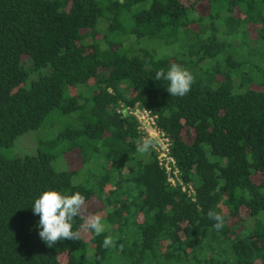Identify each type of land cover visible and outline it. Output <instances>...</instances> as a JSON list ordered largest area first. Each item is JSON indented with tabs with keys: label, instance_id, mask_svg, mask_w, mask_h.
I'll return each instance as SVG.
<instances>
[{
	"label": "trees",
	"instance_id": "obj_1",
	"mask_svg": "<svg viewBox=\"0 0 264 264\" xmlns=\"http://www.w3.org/2000/svg\"><path fill=\"white\" fill-rule=\"evenodd\" d=\"M193 1L0 0V149L59 122L20 143L32 155L0 156V264H264V0ZM172 63L195 76L184 97L155 80ZM137 103L192 194L136 153L137 121L119 110ZM47 190L82 193L108 231L48 247L31 208Z\"/></svg>",
	"mask_w": 264,
	"mask_h": 264
},
{
	"label": "clouds",
	"instance_id": "obj_2",
	"mask_svg": "<svg viewBox=\"0 0 264 264\" xmlns=\"http://www.w3.org/2000/svg\"><path fill=\"white\" fill-rule=\"evenodd\" d=\"M155 80L168 82L167 92L172 97H184L192 89L195 83L194 74L187 68L177 63H172L168 69H160L155 73ZM155 147L151 137L144 138L135 146V151L143 156ZM33 214L40 217L36 227L40 229L38 235L48 247L54 246L58 241L81 240L84 233H94L100 236L108 231L107 222L99 212H90L86 203V197L76 191L66 194L58 190H47L35 199L31 207ZM208 218L216 223L214 227L220 230L224 227V216L216 211L209 210ZM82 223L78 226L76 220ZM115 241L111 235L104 238L103 247H115ZM94 258V253L89 250L86 253V260Z\"/></svg>",
	"mask_w": 264,
	"mask_h": 264
},
{
	"label": "built area",
	"instance_id": "obj_3",
	"mask_svg": "<svg viewBox=\"0 0 264 264\" xmlns=\"http://www.w3.org/2000/svg\"><path fill=\"white\" fill-rule=\"evenodd\" d=\"M119 113H123L134 118L138 124V131L142 139L151 137L155 142L152 149L155 153L158 166L165 171L167 183L170 188L182 186L183 191H189L192 194L194 189L192 186H185L181 178V171L178 162L172 154V142L158 124V117L150 110L142 107L137 103L134 107L121 104Z\"/></svg>",
	"mask_w": 264,
	"mask_h": 264
},
{
	"label": "rangeland",
	"instance_id": "obj_4",
	"mask_svg": "<svg viewBox=\"0 0 264 264\" xmlns=\"http://www.w3.org/2000/svg\"><path fill=\"white\" fill-rule=\"evenodd\" d=\"M198 1L199 0H194L193 2L197 3ZM256 37L257 36L255 34H251V38L255 39ZM155 45L156 44H153L152 42H149V41L139 42V47H141V48L152 47V46L155 47ZM261 56H262V58L264 60V51L261 53ZM73 119H74V116H73ZM50 122H53V121H48L47 124L42 129H40L39 131H33V132H30V133L25 134L24 136H22L18 140L16 146H14L12 149H0V156H4V157H7V158H13V157H17V155H19V154H23V156L32 155L31 151L33 150V146L32 145H28V144L20 145V143L21 142H25L26 139H28V138L29 139L31 138L33 140V142H36L37 139L38 140L44 139V137L45 138H49L53 132H57V130H56V126L57 125H55V124H59V122H57V121L54 122V124H51ZM66 122H67L66 120L61 122L60 126L64 127V124ZM26 143H31V142H29V140H27ZM77 163L78 162H76V166H77ZM54 165H55V168L58 171L71 170V168H73L75 166L74 162H68V161L61 160V159L56 160ZM78 183H80V182H78ZM87 206H88V209L91 210V211H95L96 208H97V205L95 203H93V202H88ZM62 260H63L64 264H68L69 255L64 257Z\"/></svg>",
	"mask_w": 264,
	"mask_h": 264
}]
</instances>
